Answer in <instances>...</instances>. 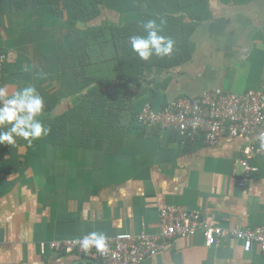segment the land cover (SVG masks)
I'll use <instances>...</instances> for the list:
<instances>
[{
  "label": "crops",
  "instance_id": "crops-1",
  "mask_svg": "<svg viewBox=\"0 0 264 264\" xmlns=\"http://www.w3.org/2000/svg\"><path fill=\"white\" fill-rule=\"evenodd\" d=\"M156 1L170 4L166 35L175 51L169 64L140 70L130 82L129 121L144 103L157 111L175 97L208 89H264V0H179L185 8ZM51 12L34 7L0 14V51L10 55L0 86L9 96L34 86L44 100L37 118L50 129L31 146L20 137L0 145V264H98L41 255L38 245L91 232L155 233L159 209L169 206L197 210L223 228L264 226V153L243 188L241 169L232 172L246 138L210 146L201 137L185 140L135 122L114 130L102 118L88 132L91 146L83 147L78 112L71 115L78 89L66 80L71 63L57 46L65 30L49 24ZM112 18L106 19L118 28L121 17L117 23ZM133 20L147 19L137 13ZM71 32L75 38L78 29ZM142 264H264V257L256 244L244 251L240 242L224 238L207 247L196 233L174 239Z\"/></svg>",
  "mask_w": 264,
  "mask_h": 264
},
{
  "label": "built area",
  "instance_id": "built-area-1",
  "mask_svg": "<svg viewBox=\"0 0 264 264\" xmlns=\"http://www.w3.org/2000/svg\"><path fill=\"white\" fill-rule=\"evenodd\" d=\"M10 55L0 51V80ZM139 127L174 132L181 139L194 141L201 137L210 146L223 138L247 139L232 172L241 169L238 186L243 188L247 179L257 174L256 157L264 153V89L234 94L219 88L208 89L192 97H175L155 111L144 103L136 115ZM158 231L155 233L117 234L108 237V253L101 254L93 247L85 252L73 243L80 238L52 240L38 245L41 255H73L98 264H142L166 249L176 238L200 233L207 247L218 240L231 238L240 242L244 251L252 244L259 247L264 257V226L254 228H223L207 223L197 210L181 207H164L158 213Z\"/></svg>",
  "mask_w": 264,
  "mask_h": 264
},
{
  "label": "trees",
  "instance_id": "trees-1",
  "mask_svg": "<svg viewBox=\"0 0 264 264\" xmlns=\"http://www.w3.org/2000/svg\"><path fill=\"white\" fill-rule=\"evenodd\" d=\"M170 2L178 4L177 8L187 7V4L180 5L179 0ZM34 7L49 8L53 15L49 24L57 22L65 30L57 46L63 60L71 63L66 80L69 76L70 82H67L78 89V103L73 106L71 115L78 112V141L85 143L83 147L91 146L88 132L97 128L102 118L114 130L120 129L124 122L137 125L138 111L130 121L126 117L130 109L127 104L132 90L130 82L140 70L163 68L171 57L154 56L144 62L132 53L129 38L142 33V22L133 19L140 13L147 20L163 21L166 35V20H171L170 4L164 7L156 0H0V14ZM107 15H112L116 23L117 17H121V25L114 27L107 21ZM74 28L78 29L75 38L71 32ZM6 68L7 64L1 80Z\"/></svg>",
  "mask_w": 264,
  "mask_h": 264
},
{
  "label": "clouds",
  "instance_id": "clouds-1",
  "mask_svg": "<svg viewBox=\"0 0 264 264\" xmlns=\"http://www.w3.org/2000/svg\"><path fill=\"white\" fill-rule=\"evenodd\" d=\"M142 33L129 38L131 52L141 61L148 62L154 56H173L175 41L163 34V21L148 19L141 24ZM44 100L34 86H25L9 96L7 89L0 86V145H14L16 138H23L29 146L33 141L46 137L50 129L37 117L42 113ZM108 237L102 232H91L73 243L87 252L95 248L101 254L109 251Z\"/></svg>",
  "mask_w": 264,
  "mask_h": 264
}]
</instances>
